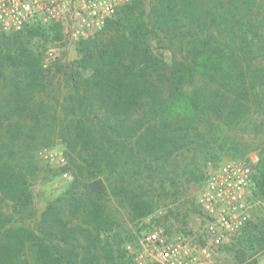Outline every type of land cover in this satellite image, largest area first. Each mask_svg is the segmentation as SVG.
Instances as JSON below:
<instances>
[{
  "label": "trees",
  "instance_id": "trees-1",
  "mask_svg": "<svg viewBox=\"0 0 264 264\" xmlns=\"http://www.w3.org/2000/svg\"><path fill=\"white\" fill-rule=\"evenodd\" d=\"M39 30L0 32V264H128L134 236L121 234V214L153 210L154 173L208 147L211 131L249 133L255 113L264 121V0H132L76 41L53 104L42 51L25 41ZM55 140L68 158L55 174L72 179L37 214L31 184L45 169L35 151ZM252 180L264 199V151Z\"/></svg>",
  "mask_w": 264,
  "mask_h": 264
},
{
  "label": "rangeland",
  "instance_id": "rangeland-1",
  "mask_svg": "<svg viewBox=\"0 0 264 264\" xmlns=\"http://www.w3.org/2000/svg\"><path fill=\"white\" fill-rule=\"evenodd\" d=\"M52 24L42 22L27 24L39 25L41 30L38 34L25 38L29 47L40 48L42 65L50 70L46 82L49 89L42 93L43 99L51 102L50 104H53L56 98L60 102L64 97L67 91L64 84H69L67 74L77 58L76 41L68 38L64 27L55 32V29L51 28ZM111 33L113 31L107 32ZM254 116L256 122L260 123L259 128L249 133L234 128H218L207 136L208 147L204 149L190 147L182 150L170 157L160 171L154 173L152 187L146 186L150 190L147 194H150L154 201L153 210L136 221H130L125 214H121L124 221L121 234L129 232L134 236L133 242L123 243V249L130 257L128 264H153L140 260L136 255L142 250V239L152 228L161 229L168 239H181L193 246L206 243L198 196L209 173L223 162H243L254 171V164L264 151V121L258 114L255 113ZM223 138L237 140L238 143L222 146ZM45 152H52L55 157L62 156L64 160L62 162L50 160ZM35 160L38 166L45 169L41 170L31 184L32 207L38 214L47 202L66 190L72 176L68 171L55 174L61 168H65L68 162L66 148L59 140L37 148ZM248 201V222L223 244L213 248V264H264V199L254 196L250 188ZM24 219L30 224L34 216ZM239 255H244L245 258L239 260Z\"/></svg>",
  "mask_w": 264,
  "mask_h": 264
},
{
  "label": "built area",
  "instance_id": "built-area-1",
  "mask_svg": "<svg viewBox=\"0 0 264 264\" xmlns=\"http://www.w3.org/2000/svg\"><path fill=\"white\" fill-rule=\"evenodd\" d=\"M130 1L0 0V32L18 30L32 22H59L68 38L78 41L102 29ZM45 155L50 160H64L52 152ZM252 174V168L239 161L223 162L209 173L198 196L205 244L193 246L181 239H168L157 227L146 233L137 257L154 264H213V248L248 222Z\"/></svg>",
  "mask_w": 264,
  "mask_h": 264
},
{
  "label": "clouds",
  "instance_id": "clouds-1",
  "mask_svg": "<svg viewBox=\"0 0 264 264\" xmlns=\"http://www.w3.org/2000/svg\"><path fill=\"white\" fill-rule=\"evenodd\" d=\"M176 110H179V108H177Z\"/></svg>",
  "mask_w": 264,
  "mask_h": 264
}]
</instances>
